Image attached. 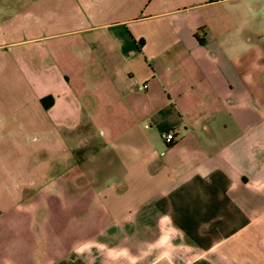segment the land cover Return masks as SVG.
Here are the masks:
<instances>
[{
    "label": "crops",
    "instance_id": "crops-1",
    "mask_svg": "<svg viewBox=\"0 0 264 264\" xmlns=\"http://www.w3.org/2000/svg\"><path fill=\"white\" fill-rule=\"evenodd\" d=\"M0 264H264V0H0Z\"/></svg>",
    "mask_w": 264,
    "mask_h": 264
},
{
    "label": "built area",
    "instance_id": "built-area-1",
    "mask_svg": "<svg viewBox=\"0 0 264 264\" xmlns=\"http://www.w3.org/2000/svg\"><path fill=\"white\" fill-rule=\"evenodd\" d=\"M146 85L145 84H142V85H140V86H138V90H145L146 89ZM163 140H164V142L167 144V145H170V144H172L173 142H174V140H175V137H174V135L172 134V133H166V134H164L163 135Z\"/></svg>",
    "mask_w": 264,
    "mask_h": 264
},
{
    "label": "rangeland",
    "instance_id": "rangeland-1",
    "mask_svg": "<svg viewBox=\"0 0 264 264\" xmlns=\"http://www.w3.org/2000/svg\"><path fill=\"white\" fill-rule=\"evenodd\" d=\"M75 161H76V159H75Z\"/></svg>",
    "mask_w": 264,
    "mask_h": 264
}]
</instances>
